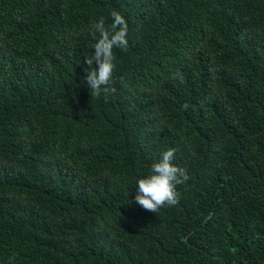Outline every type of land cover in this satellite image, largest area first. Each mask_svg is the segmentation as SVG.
Instances as JSON below:
<instances>
[{
  "label": "trees",
  "instance_id": "trees-1",
  "mask_svg": "<svg viewBox=\"0 0 264 264\" xmlns=\"http://www.w3.org/2000/svg\"><path fill=\"white\" fill-rule=\"evenodd\" d=\"M168 149L189 179L154 214L136 182ZM0 264H264V0H0Z\"/></svg>",
  "mask_w": 264,
  "mask_h": 264
},
{
  "label": "clouds",
  "instance_id": "clouds-1",
  "mask_svg": "<svg viewBox=\"0 0 264 264\" xmlns=\"http://www.w3.org/2000/svg\"><path fill=\"white\" fill-rule=\"evenodd\" d=\"M112 23L107 25L103 17L93 22L90 35L95 41L94 54L85 57L88 68L85 69L84 81L90 89L91 97H104L107 101L116 93L113 84L115 69L113 49L126 51L129 46L127 39L129 26L123 15L118 11L110 13ZM97 65L92 68L93 63ZM169 79L183 83L184 75L176 70ZM185 110L187 104L182 106ZM175 149L163 151L158 161L150 168V174L139 178L135 187V203L142 209L156 214L161 208L175 206L178 201L177 186L185 184L189 176L186 169L176 166L173 161Z\"/></svg>",
  "mask_w": 264,
  "mask_h": 264
}]
</instances>
